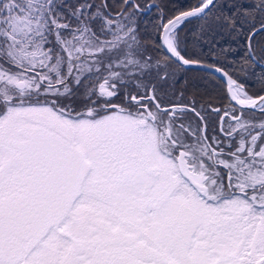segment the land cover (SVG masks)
Returning a JSON list of instances; mask_svg holds the SVG:
<instances>
[{
	"label": "snow or ice",
	"instance_id": "1",
	"mask_svg": "<svg viewBox=\"0 0 264 264\" xmlns=\"http://www.w3.org/2000/svg\"><path fill=\"white\" fill-rule=\"evenodd\" d=\"M123 4L0 0V264H264V73L243 82L264 0L161 11L156 56ZM194 19L197 43L247 30L237 71L189 53ZM185 66L226 102L170 93Z\"/></svg>",
	"mask_w": 264,
	"mask_h": 264
},
{
	"label": "trees",
	"instance_id": "2",
	"mask_svg": "<svg viewBox=\"0 0 264 264\" xmlns=\"http://www.w3.org/2000/svg\"><path fill=\"white\" fill-rule=\"evenodd\" d=\"M68 3H75L76 0H67ZM99 2V0H97ZM130 3L140 5V11L136 15V22L141 41L149 45L150 54L156 56L160 55L154 43H158L157 35L154 31V26L159 22L160 12L164 11L172 14L177 9H186L195 3V0H129ZM256 0H216V7L213 12L217 15H230L235 13L240 8H251ZM110 10L116 11L125 7L123 0H108ZM153 5L152 7H148ZM155 5H160L156 7ZM149 8L148 10H146ZM204 21L192 20L181 33L188 41L189 53H195L196 58L204 57L208 63H217L219 61L220 67H224L226 71L232 74L238 70V65L241 58L247 55V30L239 35L236 33H228L214 27L210 34H207L203 39L197 43L193 40L194 35H198V29ZM235 37V38H234ZM257 41L260 42L257 45ZM256 57L264 62L261 58L259 48L264 46V33L260 34L253 41ZM220 49H225L222 54ZM176 76L174 81H169L164 87L170 92H175L177 97L180 93L193 99L196 103H203L206 105L212 102L222 101L225 99V82L218 75L203 69L193 67H176ZM264 73V68L256 63H252L248 71V77L245 81L246 87L252 91L259 90L257 83L260 75ZM183 96V97H184ZM216 105V104H215Z\"/></svg>",
	"mask_w": 264,
	"mask_h": 264
},
{
	"label": "flooded vegetation",
	"instance_id": "3",
	"mask_svg": "<svg viewBox=\"0 0 264 264\" xmlns=\"http://www.w3.org/2000/svg\"><path fill=\"white\" fill-rule=\"evenodd\" d=\"M150 5V4H149ZM225 82V81H224ZM187 96H191V95H187ZM187 96H184L183 98H184V101L185 102H187L188 100H193V99H189ZM114 102H119L118 100L117 101H114ZM226 102V99H224V100H222V101H216L215 103L214 102H212L211 104L213 105V107H219V106H221L223 103H225ZM200 104H203V103H197V105H200ZM216 104V105H215ZM205 107H206V105L205 104H203ZM259 114L257 113V116H258Z\"/></svg>",
	"mask_w": 264,
	"mask_h": 264
},
{
	"label": "water",
	"instance_id": "4",
	"mask_svg": "<svg viewBox=\"0 0 264 264\" xmlns=\"http://www.w3.org/2000/svg\"><path fill=\"white\" fill-rule=\"evenodd\" d=\"M133 1V0H132ZM149 8H147L146 10H148ZM255 61H257L258 63H260L263 67H264V62H261V61H258L257 59L255 60ZM185 67H193V68H200V67H196V66H185ZM200 69H205V68H200ZM205 70H207V69H205ZM209 71V70H208ZM215 74H217V75H219L221 78H223L219 73H215ZM223 80H224V78H223Z\"/></svg>",
	"mask_w": 264,
	"mask_h": 264
},
{
	"label": "bare ground",
	"instance_id": "5",
	"mask_svg": "<svg viewBox=\"0 0 264 264\" xmlns=\"http://www.w3.org/2000/svg\"><path fill=\"white\" fill-rule=\"evenodd\" d=\"M256 59L258 60V61H260L257 57H256ZM256 63H258L257 61H255ZM261 62H263V61H261ZM258 64H260V63H258ZM261 65V64H260ZM262 66V65H261ZM263 67V66H262ZM264 68V67H263ZM197 69H200V68H197ZM203 70H205V69H203ZM208 71V70H207ZM215 74V73H214ZM217 75V74H216ZM219 76V75H218ZM220 77V76H219ZM223 79V78H222Z\"/></svg>",
	"mask_w": 264,
	"mask_h": 264
}]
</instances>
